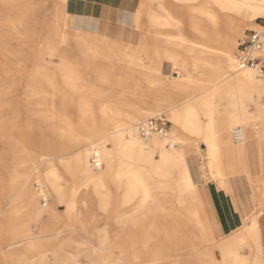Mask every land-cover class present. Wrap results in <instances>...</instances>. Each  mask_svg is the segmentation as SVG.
Wrapping results in <instances>:
<instances>
[{"label": "bare ground", "instance_id": "bare-ground-1", "mask_svg": "<svg viewBox=\"0 0 264 264\" xmlns=\"http://www.w3.org/2000/svg\"><path fill=\"white\" fill-rule=\"evenodd\" d=\"M152 1L155 0H145L149 6ZM156 1L157 8H149L144 13L147 34L137 45L124 43L122 39L131 42L138 37L141 26L134 23L139 13L133 16L131 27L119 26L114 38L103 28L104 24L98 30L92 20L83 17H75L73 29L75 47L85 55L114 59L155 75L164 74L157 64V60L163 58L168 68L174 70L170 73L173 79L198 82L203 87L204 83L214 82L211 87L184 99L178 109L173 107L169 116L173 126L169 132H153L143 138L138 135L136 127L145 121L146 116L152 117L154 111L113 104L91 96L83 91L88 88L87 84L62 82L56 76L57 65L54 71H46L47 67L42 65L46 61L43 57L46 56L47 63H50L66 47L52 45L50 35H44L42 28L48 27V13L43 9L42 13L34 12L36 0H0L4 6L2 10L8 14L21 9L31 14L36 26L28 30L24 46L31 51L37 49L38 59L42 61L26 63L27 59L21 58V45L8 49L0 43V56L11 61L17 70L31 67L24 84L20 82L22 85H17L18 92L14 95L16 109L12 110L13 103L9 104L1 97L0 115H11L25 107L33 119L38 118L52 128L57 139L63 138L68 142L63 146L61 141L41 136L42 141L36 143L31 141L32 136H27L29 142L7 145L17 156L13 163L17 166L23 164L25 171L21 181H14V187L19 184V194L14 191L4 205V186L0 184V264H9L10 258L18 254L32 258L38 255L43 264H81L78 254H82L90 264H213V255L196 244L197 232H204L195 203L197 186L192 182L194 176L184 155L175 147V135L181 126L186 133L202 139L208 154V162L201 171L205 179L212 178L222 185L226 176L238 169L250 178L255 177V169L260 166V146L264 135L262 128L257 131L258 124L254 119L264 123V76L257 74L251 66H240L233 52L237 47L235 31L255 18L264 17V0ZM84 27L94 29L90 36L92 42H89ZM56 29L60 31L61 23ZM149 38L152 44L150 41L149 44ZM179 54L186 56L179 57ZM146 56H151V59ZM186 57L194 68L203 66L208 72L202 73L200 78L193 77ZM157 84L159 82L155 79L146 82L151 87ZM223 99H226L227 106L219 110ZM70 104L76 108V128L82 132L81 139L73 132V123L66 115ZM94 108L101 114L100 128L93 121ZM199 113L207 121L202 122ZM237 126L244 137L240 143L234 142L228 131ZM15 138L19 140L20 136ZM107 142L111 143L110 147ZM155 153L160 155L159 158L154 156ZM54 157L63 161L61 166L67 173H77V180L67 198L59 184V165ZM160 176L169 182L158 183L156 188L163 186L169 189L176 202L175 205L169 204L174 206L172 209L158 203V194L151 186L153 177ZM260 188L257 185L253 190ZM186 193L192 194V198L188 199ZM116 195L118 212L112 216L110 211ZM20 198L31 219L35 220L42 219L45 214L51 219L58 215L54 204H63L64 217L71 221L67 230L70 233L60 237L65 230L41 224L38 229L33 227L31 230V225L19 221L18 214H11L14 202ZM40 198L44 201L42 205ZM95 211L105 216L107 222L114 220L116 228H110L112 233L107 229L103 232L96 229V221L92 219ZM258 215L259 211H255L247 222L246 231L223 244L224 248H229L224 250V264H245L241 248L247 238L252 241L259 238ZM75 232L84 233L83 242L75 239ZM207 242L204 239L203 243ZM70 246L76 247V253L65 255V247ZM42 247L52 250L48 263ZM21 264L33 262L25 260Z\"/></svg>", "mask_w": 264, "mask_h": 264}, {"label": "rangeland", "instance_id": "rangeland-1", "mask_svg": "<svg viewBox=\"0 0 264 264\" xmlns=\"http://www.w3.org/2000/svg\"><path fill=\"white\" fill-rule=\"evenodd\" d=\"M35 3H36V5L33 8L34 12H37V13L41 12L42 13L41 9H43V11L48 13V17H49L48 27L46 29L42 28V30H43L44 35H46V34L50 35V37L52 39V42H51L52 45L64 46V47L66 46L65 50L63 52V55H65L66 52H68L70 54L71 53L72 54L78 53L80 55V57L85 55L84 53L78 51L77 48L75 47L76 40L74 39V30H73V29H75V27H74L75 26L74 25L75 24L74 23L75 17L69 11L66 10V0H36ZM3 8H4V6L0 3V9L2 10ZM149 8L156 9L157 8V1L156 0L152 1L151 6H149L146 4L145 0H140L139 7H138L137 12H136V14L139 13V18L134 23L136 25L141 26L139 29V32H138V37L136 36V38L131 42H128L127 40L122 39V41L124 43H129L131 45H135V44L137 45L138 42L140 43L145 38V36L147 34V29L145 28L147 25L146 24L147 22H146L144 13H146V11L149 10ZM1 10H0V21H1L0 43L3 44L8 49H10V48L15 49V48H18L19 45H21L23 47V48H20L21 58L27 59L26 63L42 62L40 59H38L39 54H38L37 49L31 51L24 46V44L27 42L26 36L28 34V30L32 26H36L31 14L28 13L26 11V9L15 10V11L12 10V11H9V14L7 12H4V10H2V11ZM258 18H261V17H258ZM258 18H255L252 22L248 23L247 25L244 24L243 25L244 28L235 31V33H234L235 41H236L235 44L237 45L235 51L233 52V55L235 56V58H236V54L238 53V45H239L238 42H241L245 39V36L247 35V33L249 32L250 29H259V27H257L255 25V23H257ZM59 23H61V29H60V31H57L56 26L59 25ZM38 26L39 25L37 24V28H38ZM103 28L106 29L107 31L111 32V34H109V36L111 38H114V36L116 35L114 33L118 32V30H119V28H115V29L112 28L111 29L107 24H104ZM83 29L85 30L86 28L84 27ZM86 30H87L86 33L89 36V42H92L91 41L92 38L90 36H92L94 34L93 33L94 29H92V30L86 29ZM149 41L151 42V44L153 43L150 38L148 39V42ZM150 42H149V44H150ZM158 43L161 44L160 42H158ZM262 43H263V47H262V50L260 52V56H261V60L264 63V39H263ZM64 47H62V48H64ZM150 51L152 52L153 49L150 48ZM178 51L182 53L181 50H178ZM31 53H33V54H31ZM182 56L185 57L186 54H179V57H182ZM146 57H150L149 59H151V56H146ZM102 58L105 59L109 63L110 68H111V65H112V67H114L113 73H109V75H104L105 73L103 71L97 72V69L99 67L98 63L101 61L99 59H97V61L94 62L93 64L87 65V67H84L82 69V74L87 75V76H91L93 79V82L95 84H98V87L100 88L101 92L105 93L103 98H99V99L102 101L105 100V101L113 103V104H119V105L122 104V105L132 107V108H136V109H140V107L142 106L141 108H143L144 110L145 109L150 110V105L152 103V100L162 99V102L160 104H158L157 109L152 110L155 112V114L152 117L157 118L158 116H160L167 121L166 132H169V130L173 126V122L169 119V116L171 115V112L174 110V108H175V110L178 109L177 107L180 106V103L182 101H184V99L192 97V96H194V94L200 92L201 90H204L206 88L211 87L212 84L214 83V82L204 83L205 87H203V85H201L198 82L189 83V82H186V81L181 80V79H176V78L173 79L172 77H170L171 76L170 73L173 72L174 70H170L168 68V65L166 64V60H164L163 58H161L160 60H157L158 62L160 61L159 63L157 62V64L159 65L161 71L164 74H157V75H155V73L151 74L148 71H143L140 69L137 70V69L133 68L132 66L125 65L121 62L119 63L114 59L105 58V57H102ZM43 59H46V61L42 62V65L47 67L46 71L48 70V72H50V70H51V72L54 71V67L61 62L59 60V58H57V57L52 58L50 60V63H47L48 58H46V56H44ZM186 59H187V63H189L188 69H189L190 73H192L193 77L195 76L197 78H200L201 75L208 72V69L206 67H203V66H199L197 68H194V66H192V63H191V60L189 59V57H186ZM71 61L76 62V61H81V60H71ZM145 61H147L146 58H145ZM30 68L27 70L19 71L15 68V66L12 64L11 61L9 62L0 56V104H2L1 103L2 102L1 97H4L9 104L13 103L12 104L13 105L12 110L16 109L15 100H14L15 96L14 95H15V93L18 92L16 90V88L18 87L17 85H19L21 83L24 84V81L27 79V76L29 75V72L31 70ZM48 68H50V69H48ZM99 73H101V74H99ZM97 76L101 77V79H95V77H97ZM119 77L120 78L121 77L126 78V79L130 80L128 82L129 84H125L124 82H122L119 79ZM149 77H151L152 79L158 80L159 84H157L153 87H151L150 85H146L145 82ZM117 80L119 81L118 82L119 84L117 83ZM184 84H185V86H184ZM134 88L137 89L135 91V93L132 92V90ZM124 90H126V91L124 92ZM122 92H124L125 95ZM153 104L155 105L157 103H152V105ZM94 106L96 107L97 105H94ZM226 106H227V101H226V99H223V100H221V103L219 104L218 107H219V110H223ZM96 108H94V111H93L94 112L93 121H94L95 126L100 128V126L102 127V125H101L102 121L100 120L101 114H100L99 110ZM74 109L76 110L75 105H73V104L68 105L67 111H69V112H67L66 115H68V117L71 119V121L73 123V125H72L74 128L73 132L75 134H77L78 139H81L82 138V132L80 129L76 128L77 127L76 126V123H77L76 122V111H74ZM252 110H254V106H252ZM219 113H221V111ZM30 114H31V112H29V110L27 108L21 107L20 110L17 111V113L15 112L14 114H11V115H6V114L0 115V184L4 186V193H3L4 203H3V205L7 203L8 199L11 197V195L14 194V191L17 192V193H15L16 195L19 194V188L17 187L19 184L17 186L15 185L16 187H14V181H18V180L21 181L22 177L24 175V171H25L24 170L25 167L23 164L17 166L15 163H13V162H15V161H13V160H15L14 158H16L17 156H14L13 149L8 148V146H10V145L12 146L13 143H15V142H18V143L29 142L28 139L26 138L27 136H32L33 139L31 141H33V142L35 141L36 143H40L42 141L41 136H46L48 138V140H56V141L58 140V141H61V144L63 146L68 145V142L66 139H63V138L57 139V137L54 136L52 128H48L47 125H45L44 122H41L40 120H38V118L33 119ZM3 116L5 119L3 118ZM7 117H8V119L4 123L3 121H5ZM152 117L146 116L144 118V120H148L149 118H152ZM199 118L202 120V122L207 121V118L201 113H199ZM140 120H143V119H140ZM254 120L258 124L257 125V127H258L257 131H259L260 128L263 127V124H261V121H263V120H260V119L258 120L257 118ZM139 122H137V124ZM228 131H229V135L232 139L233 138L231 135L232 128L229 129ZM16 136L17 137L20 136V139L19 140L16 139L15 138ZM175 138H176L175 147L179 148L181 150V153H182V155H184L190 171L195 175L192 179V182H193V184H195V186H197L196 187L197 188V198H198V194H199L198 183H200V182L217 184L219 187H221V185L218 184V182H216V180H213L212 178L205 179L201 173V171L203 170V167H205L206 163L208 162V157H207L208 154H207V151L202 144L203 143L202 139L199 138L198 136H192V135L186 133L181 126H178ZM107 144L109 147L111 146L110 145L111 143L107 142ZM167 147H169V146L167 145ZM71 151H72V149H71ZM261 154L259 157L260 162H261V157H262ZM154 156L156 158H159L160 155H158V153H155ZM40 158H41V160L43 159V157H40ZM54 158H55L54 160L56 161V163H58V165H59V169H58V176H60L59 184L61 185L63 192L65 194V197L67 198V197H69V192H70L71 187L75 184V181L77 180V177H76L77 173L75 172L72 175H70L61 166V163L63 161L61 159L56 158V157H54ZM5 163L7 166L4 165ZM192 168H196V171L192 170ZM18 171H20V172L18 173ZM196 172L200 174L199 179H197L198 177L196 176ZM237 172L238 173L233 174V175H237V177L239 175H241L240 177L243 178L244 181L248 185L247 186L248 190H250L251 187H252V189L255 188V186H257V185H259V187L264 185V167H262V166L256 167L255 172H254V176H255L254 178H252V177L250 178L249 175L246 172H243L241 169H238ZM174 173H175V175L178 174L176 172H174ZM17 175L19 177H16ZM255 178L258 179L257 182H256ZM167 182H169V180L165 177H162V176H160L159 178L153 177V179L151 181V186L153 187V190L155 192H157V194H158L157 195L158 203L165 204L166 207L171 206L170 208L172 209L174 207L173 205H175L176 202H175V197L171 194V192L168 191L169 189L166 187H163V186H161L160 189L156 188L158 183L160 184V183H167ZM88 191H90V187L88 188ZM251 192L253 193L252 190H251ZM256 194H259V192H256ZM192 196H193L192 194L186 193V197L188 199H191ZM197 198H196L195 203L197 202ZM114 201H115L114 205L112 206L111 211H110L112 216H115V214H117V212H118L117 211L118 208L116 206L118 203L117 195L115 196ZM262 201L264 202L263 199H262ZM43 202L44 201L40 198L39 203L42 205ZM49 202H50V200H48V203ZM166 203H168V204H166ZM172 203H173V205H169ZM14 204H13V210H11V214H13V215L18 214L19 221H21L23 223H27L28 226L31 225V226H29L30 229L32 228L31 230L34 229L33 227H35V229H38V226L41 224V225L48 226V228L54 227V229L56 228V230H65V231H63L64 233L62 232L60 234V237L65 236V235L70 233V231L68 232L67 230L70 228L69 225H70L71 221H68L64 217V213H63L64 205L63 204H59V203L54 204L55 213L58 215L51 217V219H49L48 215L45 214V216L40 220H35L34 218L31 219V214H29L28 210L25 208V203L23 202L22 198L16 199ZM92 204H93V202H92ZM4 207L7 208L8 204ZM14 208H16V209H14ZM26 210L28 213L26 212ZM138 216L139 215L137 214V218H139ZM134 217L136 218V215ZM26 218H28V219H26ZM92 219L96 221L95 222L96 229L100 230V232H103L104 229H107L108 231H110V233H112L110 228H116L114 220L107 222L106 217L105 216L102 217V215H100L98 212H96V214L93 216ZM64 224H65V226H64ZM74 224H76V226L78 225V223H76V222ZM79 234L75 232L73 235H74L76 240L83 242L84 241V238H83L84 233H82L80 235ZM77 236H79V237H77ZM203 236H205V238H203ZM230 237H228L226 239H221V238L220 239H217V238L214 239L212 237V241H211L207 238L205 231L204 232H197V240H196L197 243L196 244H198L199 247L205 249V251L208 254L213 255V259H214L213 264H224L223 263V260L225 258L224 250H227L229 248H226V247L224 248L223 244L228 242ZM204 239L208 240V242L205 244L203 243ZM244 242H245V244L241 249L242 254H243V250L245 248H248L250 251H253V249H254V252H255V248H253L254 243L252 241H250L249 238H247V240H245ZM75 248H76L75 246L65 247L66 250H65L64 254L70 255L72 253H76L77 249H75ZM41 249H42V252L47 257L45 260L47 261L46 263H48V261L50 260V258L52 256V250L49 247H42ZM44 250H45V252H44ZM200 250H202V249H200ZM29 256L30 255H24V254L23 255L18 254V256L15 255L14 257L10 258L9 264H21L25 260H29V261L33 262V264H43L39 261L40 257L38 255H35L33 258L31 256L30 257ZM203 256H205V255H203ZM23 259H25V260H23ZM78 260L81 264H90L82 256V254H78ZM244 263L245 264H257L258 262L256 259V254L254 253V255L251 259L244 258ZM164 264H169V262H165Z\"/></svg>", "mask_w": 264, "mask_h": 264}, {"label": "crops", "instance_id": "crops-1", "mask_svg": "<svg viewBox=\"0 0 264 264\" xmlns=\"http://www.w3.org/2000/svg\"><path fill=\"white\" fill-rule=\"evenodd\" d=\"M139 3L140 0H66V10L74 17H83L92 20L98 30H100L99 28L103 24H107L111 29H115L119 26L131 27L132 19L137 12ZM63 52L61 51L57 56L61 62L57 65L56 76L62 82L68 80L82 82L83 85L87 84L88 88L83 91H86L91 96L103 98L105 93L101 92L98 84L93 82L91 76L82 74V69L87 67V65L93 64L97 59L101 60L98 63L99 67L97 72L103 71L105 73L104 75H109V73H113L114 67L111 65L110 68L109 63L103 58H94L89 55L80 57L78 53L70 54L68 52L63 55ZM71 60L81 61L73 62ZM95 79H101V77L97 76ZM119 79L125 84H129L128 82L130 80L122 77H119ZM151 80L153 79L149 77L146 82ZM136 88L132 90L133 93L137 90ZM72 89L75 91L74 88ZM124 92L122 93L124 94ZM161 102L162 99L152 100V103L157 104L152 105L151 103L150 110L157 109L158 104ZM262 130L264 135V123ZM261 144L260 153H262V157L260 166L264 167V140ZM196 168H192V170L196 171ZM236 173L238 172L229 174L225 179L226 182L221 187L217 184L198 183L199 194L196 206L200 212L204 231L207 238L211 241L212 237L214 239H226L231 235L233 237L234 235L245 232L249 225L247 223L249 222L248 220H250L255 211H259L257 217L259 238L257 241L249 239L254 243L253 248H255V252L254 249L250 251L248 248H245L242 255L244 258L251 259L255 253L257 262L264 264V202L260 203V200H264V185L255 192L252 187L248 190V185L240 177L241 175L238 177L237 175H233ZM199 175L196 172L197 179L200 178ZM193 176L195 175L193 174ZM256 192H259V194H256Z\"/></svg>", "mask_w": 264, "mask_h": 264}, {"label": "built area", "instance_id": "built-area-1", "mask_svg": "<svg viewBox=\"0 0 264 264\" xmlns=\"http://www.w3.org/2000/svg\"><path fill=\"white\" fill-rule=\"evenodd\" d=\"M259 29H250L245 39L238 42V53L236 54V61L240 66H251L257 74L264 75V63L261 60L260 52L263 47L264 38V17L258 18L257 23ZM167 121L162 117L149 118L148 120L140 122L137 127V133L141 137H147L151 133L156 132L160 134L166 133ZM234 142L240 143L243 141L242 130L239 126L234 127L231 131Z\"/></svg>", "mask_w": 264, "mask_h": 264}]
</instances>
